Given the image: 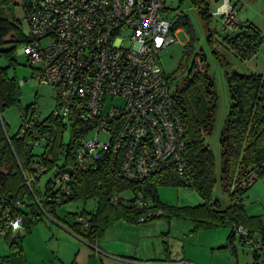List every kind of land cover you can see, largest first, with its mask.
<instances>
[{"label": "trees", "instance_id": "1", "mask_svg": "<svg viewBox=\"0 0 264 264\" xmlns=\"http://www.w3.org/2000/svg\"><path fill=\"white\" fill-rule=\"evenodd\" d=\"M193 2H202L206 5L204 10L208 9V0ZM13 7L12 0H0V56L8 58L20 45L30 41L29 34L23 33L20 19L11 15ZM166 9L168 11L167 5ZM177 13L179 19L173 23L172 29H176L177 23L188 24L189 28L187 15L179 11ZM206 13L207 11H202V14ZM224 39L243 58L255 55L263 41L257 27L242 22L233 32L226 34ZM202 59L198 62L193 61L185 82L182 87H177L176 84L174 94L177 109L184 123L185 148L181 159L182 169L180 170L178 162L169 163L139 182L119 175L120 158L117 156L113 162L111 149L102 153L88 167L78 163L77 153L81 141L100 124V119H84L80 109L72 110L66 120L52 113L40 120L33 115L30 117V106L22 108L20 105L23 118L31 122L33 129L27 131L23 137L20 136L19 130L11 136L2 113L11 105L19 103V83L8 75L7 67L0 65V201L4 196L26 200L27 205L33 207L32 212L35 216L26 219L32 224L43 214L36 208L34 195L37 198L43 196L44 201H41V204L47 213L54 212L62 204L74 199L85 202L96 199L97 208L94 213L83 210L76 214L77 232L87 237L92 235L98 237L106 226L119 219L139 223V219L150 212L152 214L146 222L165 216L169 222L174 218L189 219L194 222L196 228L230 225L232 230L229 245L236 235L246 245L248 244L246 237L237 234L235 230L237 225H243L248 228L250 237L261 244L262 249L264 226L259 232L247 227L248 220L260 217H249L246 214L243 194L257 180H264V75L227 72L231 107L221 133L220 145L223 159L222 180L225 188L230 187L232 191L230 204L226 208H221L218 202H212L210 199L217 181L216 161L213 151L205 142V136L211 134L215 125L218 93L209 66L204 65ZM181 68L182 63L177 70ZM166 79L172 84L175 83L176 76L166 73ZM67 130L70 131V139L65 141ZM38 134L44 135L45 139L36 146ZM38 148H42V152H37ZM33 163H41L49 171L55 172L56 167H59L69 172L70 179L66 182L69 192L56 186L53 195L49 196L52 199L49 200L47 189L50 177L44 186L39 183L41 177H37L32 184V191L25 183V176L35 174ZM160 185L191 187L199 192L204 201L195 206L164 205L158 193ZM122 192L132 194L141 192L151 199V204L141 207L132 199L130 203L111 202L112 196ZM55 199H59L60 203ZM159 211L161 213L158 214ZM81 217L88 222V226H84L78 220ZM11 245L18 249L16 239L11 240Z\"/></svg>", "mask_w": 264, "mask_h": 264}, {"label": "built area", "instance_id": "2", "mask_svg": "<svg viewBox=\"0 0 264 264\" xmlns=\"http://www.w3.org/2000/svg\"><path fill=\"white\" fill-rule=\"evenodd\" d=\"M19 4L30 37L22 53L35 69L33 77L55 90L57 104L52 114L66 120L72 110L80 109L84 119H100L91 131L95 136L81 141L78 163L88 167L111 149L113 162L120 158L119 175L128 180L142 181L169 163L178 162L181 170L184 123L174 99L176 84L167 81L159 58L160 51L175 42L173 23L166 16L167 0H19ZM225 9L224 24L233 27L238 22L237 28L240 22L234 9ZM36 63L40 66L35 67ZM119 98L124 100L123 106L114 104ZM32 115L40 117L37 110L30 111ZM20 116L23 137L33 128L23 118V111ZM101 133L107 140L100 138ZM44 139L38 134L35 145ZM32 167L35 174L25 176V183L33 191L36 178L42 180L51 171L41 163ZM69 179V172L56 167L47 198L52 199L49 196L56 186L68 193ZM34 198L36 208L46 213L43 196ZM131 199L141 207L151 204L141 192H122L110 198L115 204L130 203ZM32 211L26 200L4 196L0 201V237L35 216ZM151 214L139 222H146ZM78 220L88 226L84 218ZM235 230L253 248H261L248 228L237 225ZM163 264L194 263L181 259Z\"/></svg>", "mask_w": 264, "mask_h": 264}, {"label": "rangeland", "instance_id": "3", "mask_svg": "<svg viewBox=\"0 0 264 264\" xmlns=\"http://www.w3.org/2000/svg\"><path fill=\"white\" fill-rule=\"evenodd\" d=\"M229 3H231V6ZM227 6L234 9L239 22L257 27L263 37L257 52L249 58H243L238 55L236 50L224 39V36L233 32L232 28H236L235 26L238 24L236 22L233 27L229 23V25L227 24L228 26L224 24L225 17L223 14ZM205 7L206 5L202 2L194 3L193 0H167L168 11L166 16L168 19L172 23L177 22L179 19L177 11H179L187 15L190 27L188 28V24L177 23L176 29L173 31L175 42L162 49L159 53V58L164 71L167 74L176 76L174 84H178L177 87H182L193 61L198 62L203 58V64L209 66V71L214 78L218 93L215 125L211 134L205 136V142L213 151L216 161L217 181L211 191L210 199L212 202H218L221 208H226L231 202L230 193L232 190L230 187L225 188L222 180L223 159L220 137L225 128L231 107L227 72L264 75V0H208V9L204 10ZM202 11H207V13L204 15ZM11 15L20 19L23 33L28 35L29 27L23 18L19 0H14ZM22 47L23 45H20L10 55V58L4 55L0 56V65L7 67L8 75L11 78H15L19 83V103L11 105L2 113L8 133L11 136L17 133L22 122L20 105L22 108L30 106L32 112L37 110L40 114L39 119L42 120L52 113L57 104L55 90L49 85L40 84L33 77L35 69L29 66L26 56L22 53ZM185 53H188V55H185ZM10 59L12 60L10 61ZM181 63L183 68L177 70ZM38 66H40V63L35 64V67ZM114 104L123 106L124 100L121 98L116 99ZM110 105L111 100L107 103V106ZM94 136V132L88 135L89 138ZM100 138L107 140L105 133H101ZM69 139L70 131L67 130L65 132V141ZM42 150V148H38L37 152L40 153ZM53 172L54 170L43 175L40 181L42 186H44L46 180ZM158 193L162 203L170 207L195 206L204 201L197 190L188 186L160 185ZM243 202L249 215H259L264 222V180H257L246 190L243 194ZM96 205V199L88 202L74 199L62 204L59 208V214L73 219L74 212H81L83 209L93 210ZM44 217L47 221L52 220L46 214ZM140 225L142 226L139 227H142L145 232L154 234L156 241L159 243L163 241L164 237L168 236L167 231L171 230L173 233L169 235V239L175 248H181L182 242L186 241L188 237L191 242H195L199 247L204 241L202 231L212 232L216 230L219 232L222 229L229 228L223 226L196 228L194 222L182 218H174L172 224H169L165 216L140 223ZM118 229L120 228L118 227ZM237 239L240 264H264V247L256 251L252 245H242L240 239ZM189 247L192 246L189 244Z\"/></svg>", "mask_w": 264, "mask_h": 264}, {"label": "crops", "instance_id": "4", "mask_svg": "<svg viewBox=\"0 0 264 264\" xmlns=\"http://www.w3.org/2000/svg\"><path fill=\"white\" fill-rule=\"evenodd\" d=\"M59 208L52 213L42 212L41 218L36 222L30 224L26 221L2 237L0 264H163L181 259L196 264H240L237 238L244 244L236 235L229 245L232 230L230 225H223L229 228L219 232L202 231L204 241L199 247L188 237L182 242L181 248H175L169 239V235L173 233L171 230L167 231L168 236L159 243L154 234L139 227L144 222L133 224L125 219L106 226L98 237L82 236L75 227L76 214L80 211L74 212L71 219L66 215L61 216ZM96 208L97 205L93 210H83L94 213ZM45 214L52 220L47 221ZM246 214L249 217H260L249 215L247 211ZM172 222L173 220L169 224ZM247 226L259 232L264 222L261 217L254 218L247 221ZM15 239L18 241V249L11 245V240ZM225 245L227 246L224 247Z\"/></svg>", "mask_w": 264, "mask_h": 264}]
</instances>
